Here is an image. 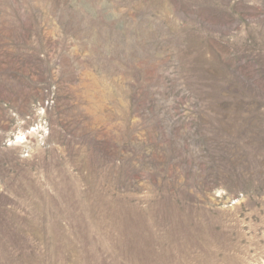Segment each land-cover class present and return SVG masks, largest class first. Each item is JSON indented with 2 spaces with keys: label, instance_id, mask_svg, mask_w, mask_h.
<instances>
[{
  "label": "rangeland",
  "instance_id": "rangeland-1",
  "mask_svg": "<svg viewBox=\"0 0 264 264\" xmlns=\"http://www.w3.org/2000/svg\"><path fill=\"white\" fill-rule=\"evenodd\" d=\"M0 264H264V0H0Z\"/></svg>",
  "mask_w": 264,
  "mask_h": 264
}]
</instances>
